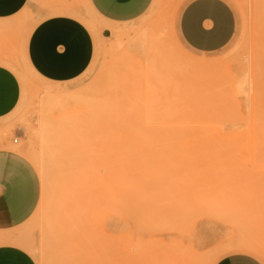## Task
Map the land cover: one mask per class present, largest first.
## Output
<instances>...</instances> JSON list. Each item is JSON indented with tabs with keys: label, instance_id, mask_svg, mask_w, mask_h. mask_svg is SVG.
<instances>
[{
	"label": "rangeland",
	"instance_id": "rangeland-1",
	"mask_svg": "<svg viewBox=\"0 0 264 264\" xmlns=\"http://www.w3.org/2000/svg\"><path fill=\"white\" fill-rule=\"evenodd\" d=\"M185 1L154 0L133 22L108 25L90 12L86 0H40L44 17L35 18L25 8L6 24L12 33L0 37L3 58L13 63L9 69L20 95L3 121L0 139L19 129L16 142L6 148L26 161L39 188V175L25 152L38 153L42 138L56 140L51 143L62 159L51 186L53 219L62 222L74 195L90 194L98 176L109 178L101 191L109 205L97 214L108 236L107 251L84 252L75 261L63 232L45 239L38 198L20 226L4 231L28 240L33 253L18 247L35 264H216L223 257L264 264L256 254L237 249L250 242L264 251V0H224L235 13L236 31L211 54L192 52L178 39L176 15ZM59 17L76 22L88 40L85 65L70 78L40 71L25 44L32 24ZM111 29L144 31L153 41L141 57L125 54L109 46ZM200 59L217 65L212 71L194 67ZM243 74L249 83L245 96L234 89ZM48 86L67 95L87 90L60 106L49 103L43 92ZM93 110L102 112L99 118L120 121H94L93 133L103 137L86 167L78 144L68 146L55 134L59 118L86 120ZM129 123L140 128L126 130ZM168 125L174 126V141L163 142L151 132ZM135 129L146 136L138 138Z\"/></svg>",
	"mask_w": 264,
	"mask_h": 264
},
{
	"label": "crops",
	"instance_id": "crops-1",
	"mask_svg": "<svg viewBox=\"0 0 264 264\" xmlns=\"http://www.w3.org/2000/svg\"><path fill=\"white\" fill-rule=\"evenodd\" d=\"M40 0H0V37L11 34L6 24L17 19L25 8L35 18H42ZM87 5L104 23L126 24L140 18L153 0H86ZM24 28V26H23ZM27 30L22 33L27 35ZM236 31V16L224 0H187L180 7L176 33L182 45L195 53L211 54L224 48ZM25 37L29 58L44 74L54 78H70L82 70L88 57V40L74 21L59 17L32 24ZM19 33V31H18ZM28 39V40H27ZM10 43V42H9ZM5 42L0 40V57ZM20 86L15 74L0 63V131L3 121L16 108ZM14 128L0 139V232L20 226L36 206V179L26 161L6 143L17 139ZM229 264H251L231 257ZM0 264H35L30 255L17 246L0 244Z\"/></svg>",
	"mask_w": 264,
	"mask_h": 264
},
{
	"label": "bare ground",
	"instance_id": "bare-ground-1",
	"mask_svg": "<svg viewBox=\"0 0 264 264\" xmlns=\"http://www.w3.org/2000/svg\"><path fill=\"white\" fill-rule=\"evenodd\" d=\"M154 1V0H153ZM88 6V5H87ZM90 12L95 16L96 14L88 6ZM180 9V8H179ZM178 9V11H179ZM178 14V12H177ZM98 18V17H97ZM99 19V18H98ZM100 20V19H99ZM177 20V15H176ZM96 34H99V30L93 28ZM148 34L151 35L149 32ZM111 43L109 46L113 47L116 50H122L125 54H133L136 57H141L146 48L147 44H152L153 37H147L144 31H138L133 33H128L123 29H111L110 30ZM149 46V45H148ZM150 52V51H149ZM152 56L151 53L148 54V59ZM0 63L4 64L6 67L11 68L13 63L8 62L6 59L0 57ZM196 68H201L206 71L214 70V67L217 65L216 60L210 59H200L192 63ZM249 83L247 81V74H243L239 80H236L234 89L237 94L246 95L247 90L249 89ZM84 90V91H83ZM82 91L67 95L66 93H60L57 88L52 89V86L44 87L43 92L47 93L46 97L51 104L65 105V102L68 99L77 101L81 99L84 95V92L87 90L83 89ZM149 101H152V97L149 94ZM166 111V110H162ZM91 113V112H90ZM97 110L92 113V116L86 118V120L80 119H70L69 117H61L58 119V131L55 134L57 140L65 139V143L68 146L75 147L78 144L79 153L82 155V165H86L90 162L91 157L95 156L96 151L100 147L101 138L103 134L99 132L95 135L94 130V121L99 120L101 122H107V124H119V121L114 116L110 118H99ZM142 123V122H140ZM74 125V130L67 132L66 129ZM140 125H128L126 130H131V128H140ZM142 127V125H141ZM162 128H157V131H151L152 134L163 141L170 142L176 140V134L174 131V126H161ZM20 132V131H19ZM135 132L139 135L138 138H144L145 130L135 129ZM56 141L55 139L50 140V137L42 138L40 141V150L38 153L34 151L26 150V157L31 161L35 170L37 171L40 181L41 188L37 185L36 191V203L39 198V205H42L44 209V215L42 218V224L44 226V238L45 239H55V234L57 232H63L67 237L69 247L72 253L74 260L76 261L84 252H89L90 254H102L107 251L108 241L107 234L104 232V225L99 217L98 209L100 210L102 206L109 205L107 200V194L104 195L105 200H102V190L109 183L108 177L98 176L95 182V189H90V194L85 192H78L74 195V202L71 203L69 212L66 215V218L62 222H58L54 217V209L56 206V200L54 197V188L51 186L54 182V172H58L57 165L62 159V153L57 149L56 143H51ZM98 146V147H97ZM100 190V191H97ZM106 190V189H105ZM105 190L103 192H105ZM40 193V196H39ZM104 199V198H103ZM101 216V215H100ZM108 218V214H105ZM0 244H11L14 246L24 247L28 252L33 253V248L28 240L15 239L9 236L8 232H0ZM237 249L244 253L256 254L264 260V251L257 244H251L250 242H242L241 245L237 246ZM216 264H229L227 258L223 257L221 260L216 262Z\"/></svg>",
	"mask_w": 264,
	"mask_h": 264
},
{
	"label": "built area",
	"instance_id": "built-area-1",
	"mask_svg": "<svg viewBox=\"0 0 264 264\" xmlns=\"http://www.w3.org/2000/svg\"><path fill=\"white\" fill-rule=\"evenodd\" d=\"M16 142V139H13V143H15Z\"/></svg>",
	"mask_w": 264,
	"mask_h": 264
}]
</instances>
